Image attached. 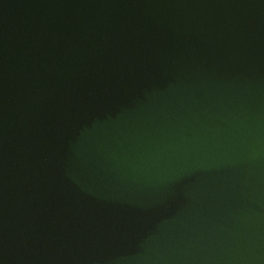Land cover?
Returning <instances> with one entry per match:
<instances>
[{"label":"water","instance_id":"1","mask_svg":"<svg viewBox=\"0 0 264 264\" xmlns=\"http://www.w3.org/2000/svg\"><path fill=\"white\" fill-rule=\"evenodd\" d=\"M0 264H264V0H0Z\"/></svg>","mask_w":264,"mask_h":264}]
</instances>
